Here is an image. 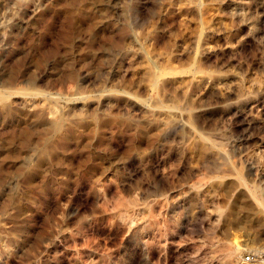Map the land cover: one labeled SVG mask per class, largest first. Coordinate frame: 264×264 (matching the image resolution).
I'll return each mask as SVG.
<instances>
[{"label": "rangeland", "instance_id": "1", "mask_svg": "<svg viewBox=\"0 0 264 264\" xmlns=\"http://www.w3.org/2000/svg\"><path fill=\"white\" fill-rule=\"evenodd\" d=\"M263 243L264 0H0V264Z\"/></svg>", "mask_w": 264, "mask_h": 264}, {"label": "built area", "instance_id": "2", "mask_svg": "<svg viewBox=\"0 0 264 264\" xmlns=\"http://www.w3.org/2000/svg\"><path fill=\"white\" fill-rule=\"evenodd\" d=\"M240 261L244 264H264V243L261 246L242 249Z\"/></svg>", "mask_w": 264, "mask_h": 264}, {"label": "bare ground", "instance_id": "3", "mask_svg": "<svg viewBox=\"0 0 264 264\" xmlns=\"http://www.w3.org/2000/svg\"><path fill=\"white\" fill-rule=\"evenodd\" d=\"M231 254H232V251H229L228 254H227L228 258H230Z\"/></svg>", "mask_w": 264, "mask_h": 264}]
</instances>
